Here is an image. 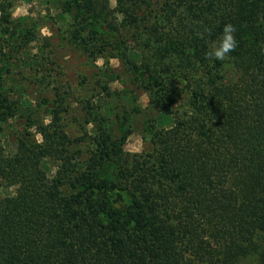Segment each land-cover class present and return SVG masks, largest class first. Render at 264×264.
Listing matches in <instances>:
<instances>
[{"label": "trees", "instance_id": "16d2710c", "mask_svg": "<svg viewBox=\"0 0 264 264\" xmlns=\"http://www.w3.org/2000/svg\"><path fill=\"white\" fill-rule=\"evenodd\" d=\"M118 4L122 27L137 25V9ZM86 6L106 31L120 30L109 5ZM228 23L237 78L201 83L197 70L223 63L206 53ZM148 32L160 61L134 67L152 109L170 113L183 80L188 109L170 127L149 121L142 152L126 151L102 124L71 137L58 114L29 123L41 139L27 130L13 153L0 146V186L17 188H0V264H233L264 239V0H164ZM15 115L0 88V132ZM84 143L85 156L75 148Z\"/></svg>", "mask_w": 264, "mask_h": 264}, {"label": "rangeland", "instance_id": "374dc122", "mask_svg": "<svg viewBox=\"0 0 264 264\" xmlns=\"http://www.w3.org/2000/svg\"><path fill=\"white\" fill-rule=\"evenodd\" d=\"M122 1L137 9V25L122 27L126 14L119 10L118 0H0V88L16 105V115L0 132V146L6 153L15 151L17 137L24 131L41 139L35 126L28 127L31 121L48 123L57 114L71 137L86 136L102 124L126 151L142 152L151 149L149 121L157 118L159 126L170 127L176 114L188 109V84L183 80L185 89L173 110L160 118L151 107L143 67L138 71L134 67L160 61L148 26L164 0ZM104 3L112 9L109 18L120 23L118 32L106 31V20L91 18L83 8ZM222 61L212 73L197 70L195 79L201 83L235 80L238 73L231 52ZM77 147L84 156L91 148L88 143ZM56 165L46 161L49 175ZM0 188L3 195L15 194L17 189L5 184ZM263 248L264 239L259 238L233 264L259 263Z\"/></svg>", "mask_w": 264, "mask_h": 264}, {"label": "clouds", "instance_id": "9594fccd", "mask_svg": "<svg viewBox=\"0 0 264 264\" xmlns=\"http://www.w3.org/2000/svg\"><path fill=\"white\" fill-rule=\"evenodd\" d=\"M237 29L231 24H225L222 29V35L218 42L214 43L212 49L206 53V58L215 60H225L228 54L236 49L238 42L235 36Z\"/></svg>", "mask_w": 264, "mask_h": 264}]
</instances>
